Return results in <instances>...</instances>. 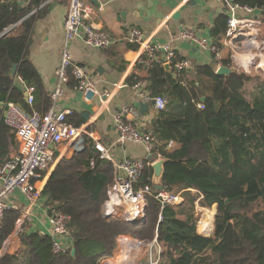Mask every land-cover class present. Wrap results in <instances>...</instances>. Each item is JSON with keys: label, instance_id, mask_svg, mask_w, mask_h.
I'll return each mask as SVG.
<instances>
[{"label": "trees", "instance_id": "obj_1", "mask_svg": "<svg viewBox=\"0 0 264 264\" xmlns=\"http://www.w3.org/2000/svg\"><path fill=\"white\" fill-rule=\"evenodd\" d=\"M235 1L264 15V0ZM39 2L30 0L21 6L17 0H0V35L8 29L0 36V103L14 102L27 112H43L50 105L28 58L33 24L44 13L42 9L31 13ZM226 28L225 14L217 16L210 30L211 42L225 53L213 65L193 64L191 71L176 77L156 63L138 65L147 71L140 79L146 88L166 99L165 108L156 112L145 129L154 137L153 159L159 155L166 160L163 189L179 194L182 200L162 207L148 196L145 218L134 224L104 216L112 165L99 157L93 138L85 135L83 149L61 158L41 189L48 213L58 211L70 217L67 226L74 255L53 253L50 236L28 231L24 221L17 232L19 250L4 253L0 264H100L121 233L140 240L156 236L162 248L158 264H264V73L253 68L249 73L235 68L226 78L215 73L217 64L233 66L230 50L222 47ZM258 39H264V18ZM128 48L136 45L128 42ZM13 64L17 66L14 76ZM15 77L32 89L31 104L14 84ZM68 85L77 87L72 73ZM9 130L13 132L3 123L0 109V166L15 154L10 147L14 132L10 143L4 144ZM151 175L149 166L139 184L152 187ZM213 205L214 232L201 234L196 206ZM20 212L13 204L5 210L0 251Z\"/></svg>", "mask_w": 264, "mask_h": 264}, {"label": "built area", "instance_id": "obj_2", "mask_svg": "<svg viewBox=\"0 0 264 264\" xmlns=\"http://www.w3.org/2000/svg\"><path fill=\"white\" fill-rule=\"evenodd\" d=\"M215 1L223 5L226 16L227 28L222 47L230 50L235 68L250 72L253 55L244 51V45L252 44V49H258L257 58L264 56L262 46L258 43L264 15L260 10L239 4L235 0ZM92 13L84 0H68V10L63 21L60 60L55 69L57 82L49 93V107L44 112L38 110L27 112L14 102L2 103V121L15 134L17 153L0 166V225L5 210L12 204L13 195L20 194L24 198L25 207L16 221V233L21 230V224L29 218L32 209L40 207L47 215L50 224V233L47 235L51 238V250L56 254H64L72 249L67 226L70 217L58 211L48 213L41 196L42 187L37 183L41 185L57 163L61 146L64 145L71 154L80 151L84 147L85 135L93 138L94 148L99 157L112 165V181L107 187L106 199L102 206L104 216H113L134 224L145 218L148 196L157 200L162 207L164 204H175L182 200L179 194L173 195L164 189L156 190L149 184H139L143 171L150 166L152 160L160 156L157 155L156 159L146 158L149 154L153 156L154 137L141 125L138 106L121 105L114 112L112 119L117 133L116 142L124 144L131 141L142 144L145 150L144 158L117 156L113 151V144L107 145L92 136L89 125L69 122L67 118L71 115L70 110L56 108V102L64 93L70 73L77 80V89L86 103H91L98 97L103 105L113 96L112 93L125 86L126 75L124 79L100 93L87 68L77 66L73 62L70 45L74 40H81L99 50H107L115 43V39L92 19ZM126 38L128 42L137 46L132 66L138 67L149 63L162 66L167 64L176 75L186 70L191 71L192 64L187 58L178 56L173 39L163 43L156 42L153 34H146L136 27L128 31ZM178 39L186 40L208 51L213 55L214 61L221 58V47L198 34L195 29L182 27ZM240 40L243 41L238 44ZM15 81L25 86L26 100L31 104L32 89L19 77H15ZM131 87L134 96L141 103L150 105L153 102L155 112L165 108V97L152 95L145 82L137 79L132 82ZM197 107L203 108V105L197 103ZM92 164L91 161L90 165ZM161 251L156 236L145 241L133 237L130 233H121L115 236L111 252L100 258V264H158Z\"/></svg>", "mask_w": 264, "mask_h": 264}, {"label": "crops", "instance_id": "obj_3", "mask_svg": "<svg viewBox=\"0 0 264 264\" xmlns=\"http://www.w3.org/2000/svg\"><path fill=\"white\" fill-rule=\"evenodd\" d=\"M17 1L21 6H26L30 0ZM84 1L93 12L92 19L110 37L115 39V43L107 50H99L81 40H74L70 45L73 62L77 66L87 68L100 93L110 88L117 81L124 79L126 75L125 86L112 93L113 96L111 95L112 97L101 105L98 97H95L91 103L84 102L77 87L67 84L63 95L56 102V108L58 110L64 108L70 110V116L74 115L75 117L69 122H75L77 125H89L92 136L107 145L113 144V151L117 156L144 158L145 151L139 143L128 141L120 144L116 142L117 133L112 119L114 112L121 105L140 106L141 102L134 96L131 87L134 80L131 79L135 77L140 80L147 74L146 69L140 67L141 65L138 67L132 66L137 46L134 49L128 48L126 38L128 31L136 27L146 34H153L154 41L161 43L173 39V46L179 57L187 58L192 65H213L214 59L211 53L194 46L186 40L178 39V33L182 27H188L195 29L198 34L207 37L211 41L210 30L216 17L224 14V7L215 0ZM39 9H42L44 13L33 24L28 58L39 74L43 90L49 97V93L57 82L55 69L60 60V50L63 43V21L68 10V0H40L38 6L31 13ZM176 11L179 12V18L173 16ZM256 14H259V12H256ZM224 53L225 51L222 50L221 56ZM122 64H125V67L120 71L118 68L122 67ZM189 75L192 76V73H189ZM129 77H131L130 80ZM14 84L24 92L26 100L25 86L17 81H14ZM2 103H0L1 113ZM155 114L152 105H148L145 111L142 114L140 113L141 125L147 128ZM12 133L9 130L4 135L5 145L10 143V134ZM10 147L16 154L17 141L15 135L13 146ZM60 151L58 162L61 158H68L72 155L64 145L61 146ZM47 177L41 185L39 182L37 185L43 187L42 185L48 179ZM12 204L21 209V215L25 207L24 198L15 193L12 197ZM25 222L28 231H35L40 234L50 233L47 215L40 207L33 208ZM15 230L3 245L1 249L3 254H14L19 250L20 239Z\"/></svg>", "mask_w": 264, "mask_h": 264}, {"label": "water", "instance_id": "obj_4", "mask_svg": "<svg viewBox=\"0 0 264 264\" xmlns=\"http://www.w3.org/2000/svg\"><path fill=\"white\" fill-rule=\"evenodd\" d=\"M173 16L179 18V12L176 11ZM6 31H8V29L5 30L2 34H4ZM163 67H164V69L167 72L171 73L173 77H176L177 76L171 70V67L169 65L165 64V65H163ZM16 68H17V66L15 64H13L12 65V68H11V75L12 76H14L16 74ZM234 71H235V67L234 66L228 67V66L220 65V64L217 65L216 66V69H215V73L217 75L224 76L225 78L228 77ZM201 100H204V97H201ZM151 105H153V102L151 103ZM147 106H148L147 104H143V103L140 104L139 111H140L141 114L145 111V109L147 108ZM146 158L147 159H152V154L147 155ZM165 161L166 160L164 158H158L156 160H152V162L150 164V167L152 169V175H151L152 186L154 187V189L159 190V191L163 190V186L161 184V179H162V174H163V171H164V163H165ZM57 163H58V161H57ZM56 164H55V166H56ZM54 167H53V169H54ZM53 169L50 171L48 177L50 176V174L53 171ZM164 206H165V204H164ZM70 253H71V255H74L75 249L72 248L71 251H70ZM2 255H3V252L0 251V257Z\"/></svg>", "mask_w": 264, "mask_h": 264}, {"label": "rangeland", "instance_id": "obj_5", "mask_svg": "<svg viewBox=\"0 0 264 264\" xmlns=\"http://www.w3.org/2000/svg\"><path fill=\"white\" fill-rule=\"evenodd\" d=\"M242 41L243 40L238 41V44H241ZM258 43L262 46L261 50L264 53V44H263L264 39L259 40ZM244 46H245L244 51H246L247 53H250V55H253V60L250 63V65H251L250 68L261 70L264 73V56L257 58L259 51H258V49H252V44H247ZM246 68L248 69L249 67H246ZM236 69H238V68H236ZM240 69H242V68H240ZM242 71H244V70L242 69ZM244 72H246V71H244ZM246 73H249V72H246ZM140 145H142V144H140ZM196 208H197V210H199L198 211L199 220L197 223V230L201 234L210 235L212 232H214V218H215V213H216V205H213L211 208H199L198 206H196ZM209 217H211V219ZM202 222H204L205 224L208 223L206 228H205V224H204V229L201 228ZM145 241H147V240H145Z\"/></svg>", "mask_w": 264, "mask_h": 264}, {"label": "bare ground", "instance_id": "obj_6", "mask_svg": "<svg viewBox=\"0 0 264 264\" xmlns=\"http://www.w3.org/2000/svg\"><path fill=\"white\" fill-rule=\"evenodd\" d=\"M211 219V217H209ZM19 223V222H18ZM208 224V223H207ZM207 224H205V228L207 227ZM211 224V223H210ZM211 228V227H210Z\"/></svg>", "mask_w": 264, "mask_h": 264}]
</instances>
